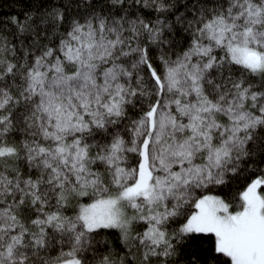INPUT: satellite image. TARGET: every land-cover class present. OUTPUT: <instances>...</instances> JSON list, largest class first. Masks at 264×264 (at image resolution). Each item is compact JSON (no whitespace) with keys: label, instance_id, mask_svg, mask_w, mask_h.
<instances>
[{"label":"snow or ice","instance_id":"obj_1","mask_svg":"<svg viewBox=\"0 0 264 264\" xmlns=\"http://www.w3.org/2000/svg\"><path fill=\"white\" fill-rule=\"evenodd\" d=\"M0 264H264V0H0Z\"/></svg>","mask_w":264,"mask_h":264}]
</instances>
